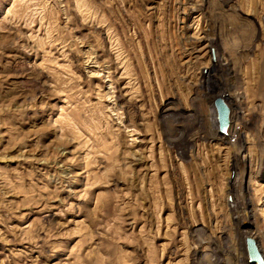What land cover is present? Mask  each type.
Listing matches in <instances>:
<instances>
[{
    "label": "rangeland",
    "instance_id": "obj_1",
    "mask_svg": "<svg viewBox=\"0 0 264 264\" xmlns=\"http://www.w3.org/2000/svg\"><path fill=\"white\" fill-rule=\"evenodd\" d=\"M247 236L264 0H0V264H248Z\"/></svg>",
    "mask_w": 264,
    "mask_h": 264
},
{
    "label": "water",
    "instance_id": "obj_2",
    "mask_svg": "<svg viewBox=\"0 0 264 264\" xmlns=\"http://www.w3.org/2000/svg\"><path fill=\"white\" fill-rule=\"evenodd\" d=\"M213 107L215 110V118L218 126V131L220 134H225L230 124V110L225 102L220 98L214 100ZM244 246L248 264H264V257L261 254L258 244L253 237H245Z\"/></svg>",
    "mask_w": 264,
    "mask_h": 264
},
{
    "label": "bare ground",
    "instance_id": "obj_3",
    "mask_svg": "<svg viewBox=\"0 0 264 264\" xmlns=\"http://www.w3.org/2000/svg\"><path fill=\"white\" fill-rule=\"evenodd\" d=\"M210 44H211V43H210ZM218 68L221 69V68H223V66H221V64L219 63V64H218ZM182 151H183V150H182Z\"/></svg>",
    "mask_w": 264,
    "mask_h": 264
}]
</instances>
